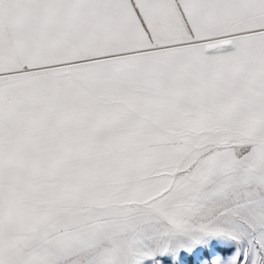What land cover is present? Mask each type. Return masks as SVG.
Here are the masks:
<instances>
[{"label": "snow or ice", "instance_id": "1", "mask_svg": "<svg viewBox=\"0 0 264 264\" xmlns=\"http://www.w3.org/2000/svg\"><path fill=\"white\" fill-rule=\"evenodd\" d=\"M0 264H264V0H0Z\"/></svg>", "mask_w": 264, "mask_h": 264}]
</instances>
